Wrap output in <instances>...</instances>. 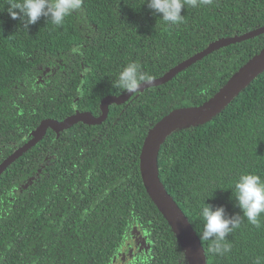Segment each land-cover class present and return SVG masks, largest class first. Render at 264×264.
Returning a JSON list of instances; mask_svg holds the SVG:
<instances>
[{
	"label": "trees",
	"instance_id": "1",
	"mask_svg": "<svg viewBox=\"0 0 264 264\" xmlns=\"http://www.w3.org/2000/svg\"><path fill=\"white\" fill-rule=\"evenodd\" d=\"M12 2L0 0V164L47 119L98 117L103 98L127 93L113 82L128 62L158 79L212 42L264 26V0L187 5L178 25L154 15L145 0H83L62 25L42 17L27 28L11 18ZM263 47L264 34L218 49L111 105L99 125L49 129L0 175V264H111L135 231L145 245L126 264H187L143 185L144 139L172 110L212 98ZM158 167L207 264H264V215L259 228L242 218L222 255L200 239L205 203L242 215L235 181L246 172L264 179V72L210 122L168 137Z\"/></svg>",
	"mask_w": 264,
	"mask_h": 264
},
{
	"label": "water",
	"instance_id": "2",
	"mask_svg": "<svg viewBox=\"0 0 264 264\" xmlns=\"http://www.w3.org/2000/svg\"><path fill=\"white\" fill-rule=\"evenodd\" d=\"M263 34L264 26L243 35L216 40L205 50L181 62L162 77L153 79L151 85L142 84L140 92L150 87L160 86L172 80L179 72L218 49L242 41L251 40ZM263 72L264 47L258 54L246 62L212 98L205 101L200 106L182 107L172 110L148 130L144 139L139 157L140 174L143 185L152 202L176 234L184 250L187 264H207V259L201 242L189 220L173 198L168 194L159 178V151L167 138L176 131L182 128L198 126L210 122ZM132 95L131 93H126L120 96H107L103 98L100 102L101 114L98 117L93 116L90 112H76L63 121L47 119L41 122L40 125L29 134L28 142L18 148L0 164V175L23 154L36 146L49 129L59 133L68 130L78 123H83L87 126L99 125L107 119L111 105L119 106L125 103ZM132 240L133 243H140L141 248H144L145 241L139 231L134 232ZM130 260L131 259L127 262ZM113 264H116V262H113Z\"/></svg>",
	"mask_w": 264,
	"mask_h": 264
},
{
	"label": "clouds",
	"instance_id": "3",
	"mask_svg": "<svg viewBox=\"0 0 264 264\" xmlns=\"http://www.w3.org/2000/svg\"><path fill=\"white\" fill-rule=\"evenodd\" d=\"M211 2L212 0H145L144 4L165 23L178 25L184 21L182 10L187 5L197 7ZM82 3L83 0H13L8 12L12 19H20L25 28L36 24L42 17L59 26L67 17L78 12L82 8ZM73 51L77 50L73 49ZM152 83L153 77L144 72L139 63L131 61L119 72L113 86L134 94L141 91L142 84L151 85ZM234 191L236 206L239 207L242 215L229 216L224 206L206 203L200 210V216L204 222L200 239L212 241L209 251L214 254L222 255L230 251V246L224 241L234 229L241 225L242 218H246L251 225L259 228L260 217L264 215V179L250 172L242 173L235 181ZM129 255H133V252ZM116 261L117 259L114 258L112 262ZM257 264H259V258Z\"/></svg>",
	"mask_w": 264,
	"mask_h": 264
},
{
	"label": "flooded vegetation",
	"instance_id": "4",
	"mask_svg": "<svg viewBox=\"0 0 264 264\" xmlns=\"http://www.w3.org/2000/svg\"><path fill=\"white\" fill-rule=\"evenodd\" d=\"M132 238V237H131ZM131 242V239H130V241H128L127 243H130ZM126 243V244H127ZM138 246V245H137ZM137 246H136V244H135V250L133 251V255H129V251H130V249H131V247H129V248H126V245L121 249V251L118 253V255H117V257H115V260L117 259V264H125V263H127V261L129 260V259H133L134 258V256L136 255V254H134L136 251H137ZM130 260V261H131ZM113 263V262H112Z\"/></svg>",
	"mask_w": 264,
	"mask_h": 264
},
{
	"label": "rangeland",
	"instance_id": "5",
	"mask_svg": "<svg viewBox=\"0 0 264 264\" xmlns=\"http://www.w3.org/2000/svg\"><path fill=\"white\" fill-rule=\"evenodd\" d=\"M132 238H133V237H132ZM132 238H131V242L126 244V248L131 247V249H130V251H129V254L135 250V244H136V242L133 243ZM129 241H130V240H129ZM116 264H117V261H116Z\"/></svg>",
	"mask_w": 264,
	"mask_h": 264
}]
</instances>
